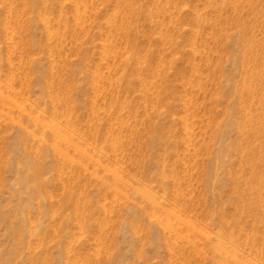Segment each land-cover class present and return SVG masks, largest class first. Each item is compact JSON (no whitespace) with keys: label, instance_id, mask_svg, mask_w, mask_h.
Listing matches in <instances>:
<instances>
[{"label":"rangeland","instance_id":"rangeland-1","mask_svg":"<svg viewBox=\"0 0 264 264\" xmlns=\"http://www.w3.org/2000/svg\"><path fill=\"white\" fill-rule=\"evenodd\" d=\"M0 264H264V0H0Z\"/></svg>","mask_w":264,"mask_h":264}]
</instances>
